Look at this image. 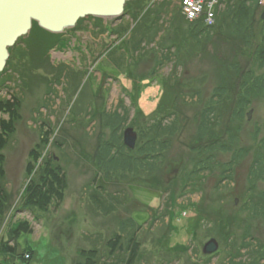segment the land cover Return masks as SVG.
<instances>
[{
    "label": "rangeland",
    "instance_id": "374dc122",
    "mask_svg": "<svg viewBox=\"0 0 264 264\" xmlns=\"http://www.w3.org/2000/svg\"><path fill=\"white\" fill-rule=\"evenodd\" d=\"M230 1L223 0L219 16L241 2ZM258 4L251 32L261 25ZM121 18L113 37L97 19L98 32L91 24L77 31L82 46L60 44L62 34L49 53L55 66L67 55L56 85L55 75L42 69L0 88V100H21L16 131L2 151V186L11 198L0 216V241L24 223L32 231L21 234L18 256H1L0 264H86L81 252L94 249L97 264H128L131 242L137 251L139 245L134 264H264V160L262 170L256 162L264 158V92L253 88L264 74L261 40L220 38L217 27L210 40L196 41L183 0H139ZM219 89L226 93L210 126L218 136L200 139L199 115L213 106ZM241 99L250 105L239 118ZM162 124L176 128L159 138L169 141V150L155 168L151 160L138 168V158H145L138 148ZM128 128L138 133L136 150L120 158ZM47 131L51 141L44 144ZM217 140L221 147L212 149ZM103 146L111 148L113 161H101ZM35 149L41 160L60 165L67 187L61 202L33 213L23 204ZM119 236L121 246L111 255L108 244ZM211 239L219 250L205 255ZM247 241L253 247L244 248ZM26 250L33 252L31 260L25 256L29 263L19 257Z\"/></svg>",
    "mask_w": 264,
    "mask_h": 264
},
{
    "label": "trees",
    "instance_id": "16d2710c",
    "mask_svg": "<svg viewBox=\"0 0 264 264\" xmlns=\"http://www.w3.org/2000/svg\"><path fill=\"white\" fill-rule=\"evenodd\" d=\"M139 1V0H138ZM163 1V0H162ZM233 3L236 4L235 0H231ZM230 1V2H231ZM240 4H237V7L235 6L228 8V11L224 14L220 15L218 14L216 24L215 26L208 27L204 24L203 21L198 20L191 23V35L193 36V39L196 41H200L204 37L207 40H210L212 36L215 34V29L219 27L220 32V38L224 39H234L233 37H239L236 40L243 38L245 40L250 39L249 37L251 35L254 36L255 40H261V46L258 50V52L264 56V19L262 18V15L264 13V9L261 12V25L257 27V29H254L252 32V27L254 25V17L257 15L258 11L261 10L259 7V0H240ZM136 2V1H134ZM134 2H129V4H133ZM223 2V0H222ZM256 2L257 6L251 7L250 3ZM164 3V2H163ZM248 3V5H247ZM126 5V6H127ZM164 4H162L163 11H159V16L161 19V16L165 14L164 12ZM169 6V5H168ZM170 7V6H169ZM132 13V11H130ZM127 14V13H126ZM255 15V16H254ZM252 18V19H251ZM97 18H89L87 20L83 19L79 21L76 28L73 29V31H79L80 29L88 27V20L93 24V21ZM232 19V21H231ZM101 23L97 24H103L102 19H97ZM254 20V21H253ZM233 23V24H232ZM235 30V31H234ZM257 30V32H256ZM62 34H52L49 33L43 29L40 28V26L35 22L33 25V29L31 33L29 34L28 38H21L15 47L11 48L10 51V60L7 63L6 69L1 74L0 78V88L5 87L9 82H12L15 79V76L19 78H23L26 76L28 71H37V70H46L49 69L51 71L50 74H54L55 78H53L54 83L57 84V82L61 81V72L62 68L56 67L54 64H51V59L49 58V53L52 50V48H55L57 45L58 40L61 38ZM253 40V41H255ZM224 41H222L223 43ZM221 43V42H220ZM258 43V42H257ZM226 45V43H224ZM233 47H231V52L233 50H236L238 45L234 42L231 44ZM237 52L235 51V54ZM234 55V54H233ZM25 62V64H23ZM261 67H264V60L261 61ZM254 86L253 88L257 89L260 93L264 92V74L260 75L258 78L254 80ZM52 83L49 86L53 85ZM247 88V94L250 93L249 86H246ZM226 93L225 89H219L216 90L215 98L217 100H213V106L209 105L206 112L203 114L200 113L199 115V130L201 134L200 139L205 138H212L216 139L218 136V132H215V130H212L210 126L213 125V122H215V111H217V107H221V104L218 106L220 100L223 98L224 94ZM21 105L20 98L16 95L14 98V101H7V100H0V114L4 113L7 114L6 119L0 118V216L4 214V210L6 207L9 206L11 195L7 190H5L2 186V182L5 179V156L3 154V150L7 146V138L15 133L16 131V120L20 118L19 115V108ZM250 105V102L248 100L241 99L238 103L236 116L239 118L244 117L246 113V106ZM176 115V114H174ZM177 117V116H176ZM161 126V125H160ZM202 131V132H201ZM176 132L175 127H167L162 124V126L158 130V134L152 139L151 141L147 142L144 146H141L138 148V154L139 157H145L144 159L140 160L138 158V168L145 167L148 164H145V160H151L153 168H155L156 163H161L162 159L164 158V153L169 150V141L164 142L160 141L159 138L161 136H166L167 134L174 135ZM50 132L47 131L45 135L43 136V143H50ZM220 141L217 140V142H214L211 146L212 149H215L216 147L220 146L221 143H218ZM221 147V146H220ZM40 148V146H39ZM108 146H103L102 149V160L104 162H108V159L113 161L115 158L110 150L108 149ZM123 152H118L120 154L119 157L122 158L125 156L127 158V152H133L131 149L122 143ZM224 149V148H223ZM107 150V151H106ZM136 150V149H135ZM122 154V155H121ZM30 157L32 159V162H30L28 166V174L32 178L25 189V200L23 204V208L27 209V211H31L35 213L36 209H39L40 211H47L52 205L61 202L64 199V192L67 187L66 182V175L63 172V169L60 167V165H56L55 161L53 159H42V153L41 151L35 149L30 153ZM264 160L263 157L258 156L256 162L259 164L260 169L262 170L261 162ZM140 166V167H139ZM149 167V166H148ZM117 170V168H116ZM170 184H167V186ZM159 192V191H157ZM174 198V197H173ZM172 205L175 206L177 204L176 199L172 200ZM138 228H141V225L138 223ZM23 233L31 234L32 231L30 229V226L28 223H24L17 227L16 229H12L7 238H2L0 243V257L1 256H10L11 258H16L17 255V243L18 240ZM122 239L120 236L117 238L115 242H110L108 245L110 246V249L112 250L110 252L111 255H113L116 252V249L121 246ZM11 243H15V248L10 247ZM253 247V243L246 242L244 248H251ZM264 248H259V251H262ZM130 251L131 255L128 261V264H134L137 255L139 254V245H138V251L137 247L134 245V243L131 242L130 244ZM3 254V255H2ZM29 255L30 259H32L33 252L32 250H26L23 254H20L19 257L23 258L26 263H29V260L25 257ZM239 256H242L243 254L241 252H238ZM81 255L84 257H88V262L86 264H97V260L99 259V251L96 249L92 251H85L83 250L81 252ZM107 264V263H102Z\"/></svg>",
    "mask_w": 264,
    "mask_h": 264
},
{
    "label": "water",
    "instance_id": "95a60500",
    "mask_svg": "<svg viewBox=\"0 0 264 264\" xmlns=\"http://www.w3.org/2000/svg\"><path fill=\"white\" fill-rule=\"evenodd\" d=\"M134 1L138 0H0V76L10 59L9 50L31 33L35 22L49 33L62 34L86 18L119 19L127 3ZM137 142L138 133L128 128L124 133L125 145L135 150ZM219 246L217 240L211 239L203 253L213 255Z\"/></svg>",
    "mask_w": 264,
    "mask_h": 264
},
{
    "label": "built area",
    "instance_id": "2783aa9c",
    "mask_svg": "<svg viewBox=\"0 0 264 264\" xmlns=\"http://www.w3.org/2000/svg\"><path fill=\"white\" fill-rule=\"evenodd\" d=\"M264 7V0H259ZM222 0H183V10L189 22L201 20L206 26H215Z\"/></svg>",
    "mask_w": 264,
    "mask_h": 264
},
{
    "label": "flooded vegetation",
    "instance_id": "af4514ba",
    "mask_svg": "<svg viewBox=\"0 0 264 264\" xmlns=\"http://www.w3.org/2000/svg\"><path fill=\"white\" fill-rule=\"evenodd\" d=\"M124 19L120 18V19H115V20H104L103 21V26H102V29H104V33L103 34H107V36H110V37H113L115 36L114 34H116V29L118 30V25L119 23L118 22H123ZM114 22H117V24H113ZM88 24H91L89 25V28L91 30H94L96 32H98L95 28H94V25H92V23L88 20L87 22ZM66 34V35H65ZM60 44H63V43H69V41L71 40L72 42L75 41V44H78L80 46H82L83 44V34L82 33H79L77 31H68V32H65ZM112 35V36H111ZM72 37V38H71ZM106 37V36H105ZM115 38V37H114ZM85 49L81 51V54L85 55L86 53V50L89 51L88 47H84ZM67 55H64L62 56L60 59H59V62L58 64H56V67H60V68H63L64 66V58L66 59ZM57 63V62H56ZM63 64V65H62Z\"/></svg>",
    "mask_w": 264,
    "mask_h": 264
},
{
    "label": "bare ground",
    "instance_id": "6f19581e",
    "mask_svg": "<svg viewBox=\"0 0 264 264\" xmlns=\"http://www.w3.org/2000/svg\"><path fill=\"white\" fill-rule=\"evenodd\" d=\"M87 19V18H86ZM71 30V29H70ZM63 34V33H62Z\"/></svg>",
    "mask_w": 264,
    "mask_h": 264
}]
</instances>
